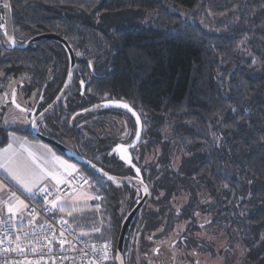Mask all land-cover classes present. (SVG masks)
Wrapping results in <instances>:
<instances>
[{
  "label": "trees",
  "instance_id": "1",
  "mask_svg": "<svg viewBox=\"0 0 264 264\" xmlns=\"http://www.w3.org/2000/svg\"><path fill=\"white\" fill-rule=\"evenodd\" d=\"M10 1L18 40L55 32L76 54L71 87L41 130L112 173L139 168L149 185L127 235L126 264H146L132 249L138 227L143 238L173 234L170 246L185 252L179 262L209 253L223 264H264V0ZM0 25V83L13 80L39 112L65 83L68 50L55 40L11 46L2 0ZM123 104L143 122L131 164L117 145L135 139L138 122ZM11 131L36 137L0 126V146ZM79 166L102 196L87 207L106 215L108 236L98 238L116 249L142 192ZM77 217L81 234L88 223Z\"/></svg>",
  "mask_w": 264,
  "mask_h": 264
},
{
  "label": "built area",
  "instance_id": "2",
  "mask_svg": "<svg viewBox=\"0 0 264 264\" xmlns=\"http://www.w3.org/2000/svg\"><path fill=\"white\" fill-rule=\"evenodd\" d=\"M90 181L89 175L79 169L59 184L42 182L39 186L46 191L35 190L31 196H21L27 209L0 215V240L3 241L0 264H116L113 240L95 238L87 241L71 225V213H61L49 203L57 195L60 198L70 196ZM11 191L16 192L15 189ZM61 231L63 237L59 235ZM53 233L59 239H53ZM17 236L21 237L20 241H16ZM45 237L53 240L50 248ZM13 242L20 243L24 251H12Z\"/></svg>",
  "mask_w": 264,
  "mask_h": 264
},
{
  "label": "rangeland",
  "instance_id": "3",
  "mask_svg": "<svg viewBox=\"0 0 264 264\" xmlns=\"http://www.w3.org/2000/svg\"><path fill=\"white\" fill-rule=\"evenodd\" d=\"M14 83L15 82L13 80L9 83H0V126H9L21 129L30 128L32 124L33 112L35 111V101L31 99L27 100V98H25L22 93L17 92ZM17 104L20 105L19 108L16 107ZM12 132H10V136ZM40 142L44 144L43 141ZM9 145L12 146L11 150L5 152V150L9 149ZM42 146L43 145H40V151L38 150L42 156V163H37L40 164L41 167H43V165H53V163L49 162L48 157L44 153H41L44 150ZM3 148L5 149H0V153L4 154V159L26 158L25 152L23 150L18 151L13 142L8 143ZM0 172L5 175L10 181L22 187V185L14 180L4 168H0ZM43 180H46L48 182L50 181L48 180V178H45ZM97 184L98 183L96 182L92 184V182L90 181V183L83 189L82 194L76 196L73 199H70L69 202L71 205H78L76 208H74V211L77 212L75 218H78L77 216L83 215L85 224L86 222L88 223L85 225L86 228L92 231V233L89 234V231L82 230L84 238L87 241L98 237L104 238L108 236V222L106 215L103 213V211H101L100 208L97 209L94 207L100 204L99 202H96L94 197H99L98 199L102 198V196H97L98 192L93 189ZM82 196H85L86 198ZM86 199L88 200L87 204L84 203ZM91 204H93L94 206L91 208H87ZM75 218L70 219L73 226L78 225V222L80 221ZM184 224L185 223L177 224V229L178 227L182 228ZM174 237L175 236L171 234V236L167 238L156 239L152 237L151 234H147L144 239L141 236V231L138 227L133 235L132 249L135 248L139 260L145 258L146 264H191L188 261L179 262V259L182 256L181 254H185V252L184 249H178L177 246H170ZM213 237L215 238L214 235ZM143 239L145 241H143ZM144 242H146V247H143ZM157 250L158 253L156 255ZM223 261V256H214L207 253L198 257L197 264H223Z\"/></svg>",
  "mask_w": 264,
  "mask_h": 264
},
{
  "label": "water",
  "instance_id": "4",
  "mask_svg": "<svg viewBox=\"0 0 264 264\" xmlns=\"http://www.w3.org/2000/svg\"><path fill=\"white\" fill-rule=\"evenodd\" d=\"M2 3H3V7H4V32H5L6 38L9 41V44L11 46L22 48V47L28 46L31 43L42 41V40H55V41L61 42L62 44H64L66 46L68 53H69V56H70L69 72H68L67 78H66L65 83L62 86L61 90L55 96V98L45 108H43L40 112H38V113H36V111L33 112L32 121L35 120L36 123L31 124L30 129L32 130V132L35 134V136L37 138L49 143L51 146H53L54 148L59 150L62 154L69 157L70 159L76 161L77 163L87 166L88 168L93 170L95 173H97L98 175L103 177L104 179L110 180L109 177H113L115 179L110 180V181H113L116 183L126 182V183L133 184L134 186L138 187L142 192L141 198L129 210L127 215L124 217L123 222L121 224L120 233H119V236H118V239L116 242V264H126V262H125V246H126L127 235H128V232H129L131 225L135 221V218H136L140 208L145 204V202L149 196V193H150L149 185L143 179L141 172L137 173V175H134V176H125V175H119V174L112 173V172L106 170L105 168H103L102 166H100L95 161L85 157L84 155L80 154L76 150L67 146L65 143H63L60 140L44 133L41 130V128H40L41 123L44 121V119L48 115H50L53 111H55L59 107V105L63 101L66 93L69 91V89L71 87V84H72V81L74 78V74H75V70H76V66H77V59H76L75 50H74L73 46L71 45V43H69V41L65 37H63L60 34L55 33V32H41V33H38V34L30 37L26 41L18 40L15 36V33H14L11 1L10 0H2ZM5 5H7L8 7H5ZM13 40L15 41V43L12 42ZM127 105L129 106L128 107L129 110H131V112L135 115L136 119H137V116H139L138 129H137V133L139 134V136L137 137V134H136V137L132 142L119 143L117 145V150H118V153H119V155L123 161L128 162L127 159L123 158V157H128L131 159V162H132L131 148L135 147L141 141L142 134H143V122H142V119H141L139 113L136 111V109L133 108L129 104H127ZM41 114H43L42 118H41ZM120 145H123V148H118V146H120ZM141 179H142L143 183H141ZM145 185L148 188L147 193H145V191H144Z\"/></svg>",
  "mask_w": 264,
  "mask_h": 264
},
{
  "label": "crops",
  "instance_id": "5",
  "mask_svg": "<svg viewBox=\"0 0 264 264\" xmlns=\"http://www.w3.org/2000/svg\"><path fill=\"white\" fill-rule=\"evenodd\" d=\"M11 141L15 144V146L18 149V151L19 150H23L25 152L26 158H28V154H29V152H31L32 155L35 157L36 161L37 162H41V163H42V156H41V154L39 152L40 151L39 147H40V145H43L42 147H43L44 150L41 153H44L48 157L49 162L53 163V165H49V166L43 165L42 168L46 172H50V173L54 174L61 181H64L67 176H69L70 174L75 173L77 170L80 169V166H79V164L76 161H74V160L70 159L69 157L65 156L64 154H62L61 152L56 150V148L51 146L49 143H47V142H45V141H43V140H41L39 138L31 137V136H29L27 134H24V133H19V132L13 131L11 136L9 134L8 142L6 144L0 146V149L4 150L5 148H3V147L5 145H7L8 143H12ZM40 141H43L44 144H42V142H40ZM68 165H73L74 169L68 167ZM47 178H48V180H50L49 182L42 179L40 181V183L48 182L50 184H57L56 179H53L51 176H49ZM0 185H6V188H3L2 190H0V215L7 213L8 212V208H9L10 205L13 206L14 211H16L17 208L19 210L23 209V206L18 205V203L14 199L10 198L11 197V193H15L16 196H18L22 200V197H21L22 195L31 196L35 192V189H34L33 193L29 194L28 192L25 191L23 186L20 187V186L16 185L12 181H10L5 175H3L1 172H0ZM86 186L87 185L83 186L81 189L75 191L73 194H71L68 197L60 198V200L57 202V206H56L58 208V210L61 213L70 212L71 214L74 215V212H75L74 208H76L78 205H73V204L71 205L69 203L70 199H73L76 196L81 195L83 189ZM12 189H15L16 192H12L11 191ZM82 197H85V196H82ZM84 203L87 204L88 200L86 199V201ZM70 209H73V211L71 212ZM71 225L73 226L72 223H71ZM73 227H74L75 230H77V226L74 225ZM82 230L89 231L88 228H83ZM81 234L83 235V233H81Z\"/></svg>",
  "mask_w": 264,
  "mask_h": 264
},
{
  "label": "snow or ice",
  "instance_id": "6",
  "mask_svg": "<svg viewBox=\"0 0 264 264\" xmlns=\"http://www.w3.org/2000/svg\"><path fill=\"white\" fill-rule=\"evenodd\" d=\"M5 7H8L7 5H5ZM3 26L0 25V28H2ZM13 43H15V41H12ZM81 83H83L81 81ZM17 108L20 107L19 104L16 105ZM122 107L124 108H128L129 106L127 104H123ZM43 114H41V118H42ZM137 122H139V116H137ZM33 124L36 123L35 120L32 121ZM139 136V134L137 133V137ZM12 148L11 145H9V149L5 150V152L10 151ZM118 148H123V145L118 146ZM124 159L128 160V163L131 164V159L128 157H123ZM58 159V158H57ZM68 167L73 168V165H68ZM0 168H4L9 175L16 180L19 184H21L25 191L28 192L29 194H32L34 189L44 192L46 191L44 188L40 187V180L41 179H45L49 176H51L53 179H56L57 184L61 183L62 181L59 180L58 177H56L54 174L50 173V172H46L41 166L40 164L37 163L35 157L32 155L31 152H29L28 154V158H17V159H4V154L0 153ZM136 172L139 173L140 169L136 168ZM110 180H114L115 178L113 177H109ZM85 183H87V181H85ZM141 183H143L142 179H141ZM3 188H6V185H0V190H2ZM144 191L145 193L148 192V188L145 185L144 186ZM11 199H14L18 205L23 206V208L27 209L28 205L24 203L23 200H21L18 196H16L15 193H11ZM99 197H94V199H98ZM60 200V197L57 195L56 199L51 200L49 203L53 206H57V202ZM16 210H19L18 208ZM62 210V209H61ZM9 213H13L14 212V208L12 205L9 206L8 208ZM98 231V229H97ZM25 236L28 235V233H24ZM60 237L64 236L63 231L60 232ZM21 237L17 236L16 237V241H20ZM45 239L47 240V244L50 248V246L53 243L52 239H48L47 237H45ZM53 239H59V237H56V234L53 233ZM3 241L0 240V244H2ZM15 243V247L12 249V251H20L23 252L24 249L21 247V244L18 242H13ZM106 247V246H105ZM33 251H36L35 248L32 249ZM106 258V257H105Z\"/></svg>",
  "mask_w": 264,
  "mask_h": 264
},
{
  "label": "flooded vegetation",
  "instance_id": "7",
  "mask_svg": "<svg viewBox=\"0 0 264 264\" xmlns=\"http://www.w3.org/2000/svg\"><path fill=\"white\" fill-rule=\"evenodd\" d=\"M39 112H40V111H39ZM53 112H54V111H53ZM53 112H52V113H53ZM36 113H38V112H36ZM52 113H51V114H52ZM51 114H50V115H51ZM48 116H49V115H48ZM48 116H47V117H48ZM47 117H46V118H47ZM46 118L44 119V121L46 120ZM44 121L41 123V126H42V124L44 123ZM54 138H55V137H54ZM56 139H57V138H56ZM58 140H59V139H58ZM61 142H63V141H61ZM63 143H65L67 146H69V147H71L72 149H74V148L71 146L70 143H68V142H63ZM121 143H128V142H121ZM74 150H75V149H74ZM157 253H158V250H157V252H156V255H157Z\"/></svg>",
  "mask_w": 264,
  "mask_h": 264
}]
</instances>
